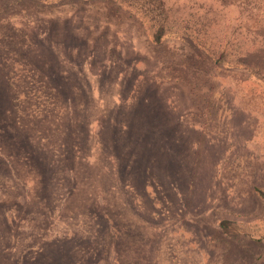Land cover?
Segmentation results:
<instances>
[{
  "label": "rangeland",
  "instance_id": "374dc122",
  "mask_svg": "<svg viewBox=\"0 0 264 264\" xmlns=\"http://www.w3.org/2000/svg\"><path fill=\"white\" fill-rule=\"evenodd\" d=\"M0 40V264H264L218 226L264 218L253 190L264 188V119L228 74L209 72L229 116H198L193 67L207 66L182 62L179 39L154 45L93 4L12 3ZM113 55L134 61L132 96L88 104L81 82ZM139 98L142 138L110 115Z\"/></svg>",
  "mask_w": 264,
  "mask_h": 264
},
{
  "label": "trees",
  "instance_id": "16d2710c",
  "mask_svg": "<svg viewBox=\"0 0 264 264\" xmlns=\"http://www.w3.org/2000/svg\"><path fill=\"white\" fill-rule=\"evenodd\" d=\"M22 1L25 0H0V10ZM27 1L36 2L44 7L64 3L99 5L105 17L116 18L121 15L131 18L138 27L143 28L150 43L154 45L160 44L167 37L179 39L186 45L182 62H199L202 66H207L202 71L198 69L201 71L199 74L196 67H193L194 85L190 89V99L198 116L204 114L209 120H218L222 116L226 119L229 116L227 96L209 76L211 68L220 69L228 74L233 80L241 106L260 112L264 119V0ZM244 12L246 17L242 18L240 14ZM0 45L3 46L1 40ZM52 59L53 65H57L54 55ZM67 60L71 66L77 68L79 74L80 69L71 54ZM133 62L126 60L123 62V59L113 55L109 62L101 67L103 71L93 75L90 86L84 83L85 81L81 82L83 86L79 91L82 92V97L90 104L100 99L99 93L102 91L106 92L107 98L112 92L116 94L119 92L121 96L126 93L124 98L132 96L130 93L135 87L131 88L128 85L133 82ZM122 68L123 73L120 71ZM15 78L17 83L20 77ZM18 86L22 90L21 82ZM142 101L144 99L139 98L134 104L127 105V108L125 103V107H115L111 111L113 119L117 118L119 121L120 118L121 121V117L126 118L128 127L126 130L121 129V132H130L132 136L134 132L142 131L138 134L141 135L140 138L150 132L148 128H144L143 119L140 118ZM113 103L111 102V105ZM116 103H119L118 100ZM111 130L113 132L114 127L111 126ZM134 141L131 145L137 147V141L135 143ZM253 190L264 200V188L256 186ZM1 220L0 218V226H4L5 223ZM218 226L229 236L247 237L256 245L254 259L264 261V218L257 220L254 225L220 219Z\"/></svg>",
  "mask_w": 264,
  "mask_h": 264
}]
</instances>
